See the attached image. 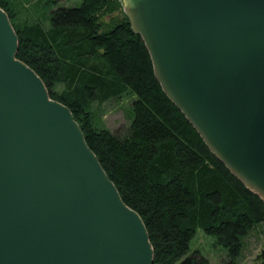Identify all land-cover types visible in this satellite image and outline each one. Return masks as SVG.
<instances>
[{
	"label": "water",
	"instance_id": "water-1",
	"mask_svg": "<svg viewBox=\"0 0 264 264\" xmlns=\"http://www.w3.org/2000/svg\"><path fill=\"white\" fill-rule=\"evenodd\" d=\"M142 1L149 45L126 14L163 92L262 200L186 112L202 124L195 102L222 137L223 155L231 150L264 172V0ZM17 50L0 8V264H153L141 218L120 198L70 110L50 99Z\"/></svg>",
	"mask_w": 264,
	"mask_h": 264
},
{
	"label": "trees",
	"instance_id": "trees-1",
	"mask_svg": "<svg viewBox=\"0 0 264 264\" xmlns=\"http://www.w3.org/2000/svg\"><path fill=\"white\" fill-rule=\"evenodd\" d=\"M57 3L44 1L45 27L17 23L9 1L0 0L18 39L16 59L38 75L50 99L70 110L120 198L141 218L153 264H210L191 250L198 230L235 264L243 240L264 225V202L168 99L117 0ZM123 96L131 98L130 123L112 133L96 122L93 106Z\"/></svg>",
	"mask_w": 264,
	"mask_h": 264
},
{
	"label": "rangeland",
	"instance_id": "rangeland-1",
	"mask_svg": "<svg viewBox=\"0 0 264 264\" xmlns=\"http://www.w3.org/2000/svg\"><path fill=\"white\" fill-rule=\"evenodd\" d=\"M8 1L15 18L17 19V23L31 24L34 21H39L44 24L45 27L48 25L47 22L45 23L46 13L43 7L45 0ZM117 1L120 4L121 12L127 17L129 23L131 24L126 14L124 1ZM80 4L81 0H58L57 6L78 7ZM102 22L109 24L110 21L108 17H103ZM93 107L95 111L96 122L102 128H105L112 133H122L129 126L131 118V98L129 96H123L119 99H112L101 105L94 104ZM191 250H198L201 255L210 262V264H228L226 252L221 248L213 246V240L206 237L200 230L197 231L195 238L191 243ZM263 257L264 225L261 228L252 231L243 240L242 253L235 264H256L259 263Z\"/></svg>",
	"mask_w": 264,
	"mask_h": 264
},
{
	"label": "bare ground",
	"instance_id": "bare-ground-1",
	"mask_svg": "<svg viewBox=\"0 0 264 264\" xmlns=\"http://www.w3.org/2000/svg\"><path fill=\"white\" fill-rule=\"evenodd\" d=\"M123 1L126 12L131 19L134 30L140 33L145 39L146 43L149 45V43L151 42V37L148 34L149 18L146 17L143 1L142 0H123ZM156 76L160 81V83L162 84L166 93L174 101L177 102V100H175L174 97V92L170 90V88L164 81L166 75L164 74L163 70L158 69L156 67ZM181 89L184 91V93L186 92L188 93V91L184 88V86H182ZM178 104L180 105V103ZM194 106L196 111L200 114V121L202 122V124L197 120V118L193 114L187 113L186 110L180 105V107H182V109L186 112L189 119L192 122H194L195 126L198 128L202 136L206 139L207 144L212 150V152H214L217 156L222 158V160L227 164V166L230 168L232 173H234L238 178H240V180H242V182H244V184L248 188H250L256 194H258L262 198V200H264V172L261 171L255 165L251 166L248 163V161L246 163L244 160L240 158V156L236 158L235 154L231 150L227 149L226 152L227 151L228 152L226 153V155H223L225 154V152H223L222 148L220 147V146L222 147L224 146V144L222 143L224 142L222 137L219 135L217 129L214 128L215 126L213 127L212 124L208 122L207 118L204 116V113L201 111V109L195 102H194Z\"/></svg>",
	"mask_w": 264,
	"mask_h": 264
}]
</instances>
